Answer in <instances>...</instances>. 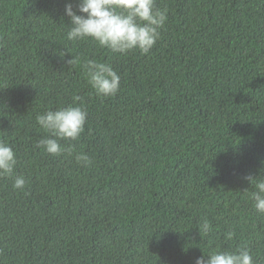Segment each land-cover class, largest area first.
Returning <instances> with one entry per match:
<instances>
[{
	"label": "trees",
	"instance_id": "1",
	"mask_svg": "<svg viewBox=\"0 0 264 264\" xmlns=\"http://www.w3.org/2000/svg\"><path fill=\"white\" fill-rule=\"evenodd\" d=\"M69 2L0 0V140L26 181L0 177V264H194L238 246L264 264L246 179L264 178V0H156L148 54L68 40ZM87 59L113 67L116 95L90 87ZM73 103L87 109L61 141L73 154L37 148L36 115Z\"/></svg>",
	"mask_w": 264,
	"mask_h": 264
},
{
	"label": "clouds",
	"instance_id": "2",
	"mask_svg": "<svg viewBox=\"0 0 264 264\" xmlns=\"http://www.w3.org/2000/svg\"><path fill=\"white\" fill-rule=\"evenodd\" d=\"M64 14L70 24L66 33L68 40L90 38L99 47L120 54L130 51L148 54L157 43L160 29L167 19V9L158 8L156 0H77L75 5L71 2L65 4ZM81 66L88 84L97 95L112 97L117 94L120 76L110 64L87 59ZM79 100L78 95L73 96L74 102ZM86 120L87 109L78 103L37 114L36 122L45 135L36 141V147L53 156L72 155L74 145L62 144L61 141H78L85 130ZM74 158L84 167L92 164L91 157L84 152L76 153ZM16 162L13 147L0 140V177L11 178L13 188L23 190L26 181L22 175L15 174ZM246 179L255 185L256 190L249 193L255 210L264 213V178L256 179V176L249 175ZM197 228L199 234H207L211 225L203 219ZM233 235L228 232L227 238L231 239ZM203 252L206 258L202 254L195 258L194 264H255L246 246Z\"/></svg>",
	"mask_w": 264,
	"mask_h": 264
}]
</instances>
